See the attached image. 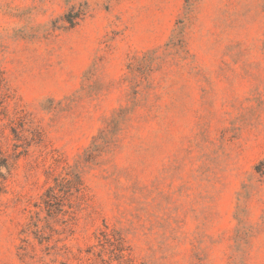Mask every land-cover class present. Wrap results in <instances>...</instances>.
Wrapping results in <instances>:
<instances>
[{"label":"rangeland","instance_id":"rangeland-1","mask_svg":"<svg viewBox=\"0 0 264 264\" xmlns=\"http://www.w3.org/2000/svg\"><path fill=\"white\" fill-rule=\"evenodd\" d=\"M0 150V264H264V0H0Z\"/></svg>","mask_w":264,"mask_h":264},{"label":"trees","instance_id":"trees-1","mask_svg":"<svg viewBox=\"0 0 264 264\" xmlns=\"http://www.w3.org/2000/svg\"><path fill=\"white\" fill-rule=\"evenodd\" d=\"M67 22L71 27H74L77 23L74 18L67 19ZM11 157L5 156L0 150V177H4L2 171L9 170L11 166ZM256 172L261 176H264V161L260 162V164L256 167Z\"/></svg>","mask_w":264,"mask_h":264}]
</instances>
